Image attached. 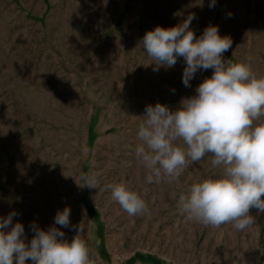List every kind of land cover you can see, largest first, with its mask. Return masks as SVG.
I'll return each mask as SVG.
<instances>
[{
  "label": "rangeland",
  "instance_id": "374dc122",
  "mask_svg": "<svg viewBox=\"0 0 264 264\" xmlns=\"http://www.w3.org/2000/svg\"><path fill=\"white\" fill-rule=\"evenodd\" d=\"M209 2L0 0V217L15 211L30 241L33 222L46 230L70 207L65 238L82 224L95 264H127L139 253L162 264H262L264 215L241 232L196 223L177 204L218 173L209 157L177 183L148 184L134 155L146 106L175 110L213 73L200 70L185 87L182 57L154 72L140 45L147 31L194 14L197 38L218 26L232 40L223 58L250 61L264 75V0ZM94 172L101 188L124 181L140 191L148 212L129 217L110 192L87 187Z\"/></svg>",
  "mask_w": 264,
  "mask_h": 264
},
{
  "label": "clouds",
  "instance_id": "9594fccd",
  "mask_svg": "<svg viewBox=\"0 0 264 264\" xmlns=\"http://www.w3.org/2000/svg\"><path fill=\"white\" fill-rule=\"evenodd\" d=\"M215 4L210 0L209 7ZM193 19L195 15L189 14L176 26H156L140 41L154 72L172 68L183 58L185 87H191L198 71L213 73L175 110L161 103L146 106L138 117L134 155L147 169L148 184L177 183L190 164L209 157L218 173L180 193L177 204L196 223L214 228L231 224L242 232L264 215V75L257 74L250 61L223 58L232 40L221 36L218 26L209 25L197 38L190 28ZM100 176V172L88 176L87 187L110 192L111 200L129 217L148 212L140 191L124 181L101 188ZM16 215L13 211L0 217V264H95L82 224L74 226V237L65 238L62 229L71 225L70 207L58 210L46 230L33 222L30 241L24 225L13 223Z\"/></svg>",
  "mask_w": 264,
  "mask_h": 264
},
{
  "label": "trees",
  "instance_id": "16d2710c",
  "mask_svg": "<svg viewBox=\"0 0 264 264\" xmlns=\"http://www.w3.org/2000/svg\"><path fill=\"white\" fill-rule=\"evenodd\" d=\"M137 261H142V262H147V263H152V264H162L160 260L156 259L153 256L150 255H143L141 253L137 254L135 257L131 258L127 264H134ZM264 264V256H263V262Z\"/></svg>",
  "mask_w": 264,
  "mask_h": 264
}]
</instances>
